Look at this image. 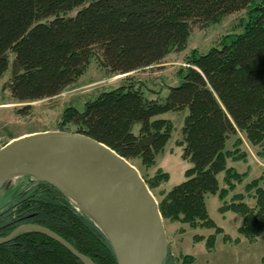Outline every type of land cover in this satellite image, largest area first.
<instances>
[{
	"label": "trees",
	"instance_id": "obj_1",
	"mask_svg": "<svg viewBox=\"0 0 264 264\" xmlns=\"http://www.w3.org/2000/svg\"><path fill=\"white\" fill-rule=\"evenodd\" d=\"M242 11L241 31L226 34L206 52L193 50L166 96L150 97L140 80L128 81L86 101L81 110L67 108L61 125L71 124L127 160L151 166L173 130L172 121L162 116L187 109L179 145L191 167L160 201L163 219L213 229L206 238L194 237L212 250L224 231L211 218L206 196L217 195L224 202L219 210L241 214L238 232L254 241L264 233V174L245 186L256 198L254 206L242 192L230 203L225 199L247 176L228 164L247 159L239 134L259 146L264 158V0H0V77L14 54L4 88L16 102L26 103L18 110L25 115L29 103L72 86L95 55L108 73L130 74L185 49L195 26ZM234 136V149H228ZM168 178L160 172L155 184ZM26 224L55 231L95 264H118L91 214L58 187L30 175L0 196V238ZM182 261L187 264L191 257ZM0 264L87 263L51 237L25 230L0 245ZM164 264H177L169 246Z\"/></svg>",
	"mask_w": 264,
	"mask_h": 264
},
{
	"label": "rangeland",
	"instance_id": "obj_2",
	"mask_svg": "<svg viewBox=\"0 0 264 264\" xmlns=\"http://www.w3.org/2000/svg\"><path fill=\"white\" fill-rule=\"evenodd\" d=\"M246 11L224 17L220 22L205 27L195 26L187 46L183 50L172 52L161 63L130 74L113 75L108 73L99 63L98 55L93 57L78 80L61 94L35 101L30 104L28 113L23 115L19 109L26 103L16 102L4 85L11 77L12 61L14 54L10 55V65L7 72L0 77V145L7 144L10 140L30 133L54 130H69L75 132V126L68 124L62 126L64 111L69 107L81 110L86 101L96 98L101 92L114 89L126 82L140 80L146 86L145 91L153 98H162L168 94V87L176 83L177 72L187 63L193 50L206 52L210 47L219 45L222 38L229 33L241 31V21ZM188 110L174 111L164 114L173 123L171 138L157 155L154 165L146 166L139 161H130L137 167L158 202L175 185L185 180V172L191 167V163L182 158L183 147L179 145L182 139L181 127ZM241 150L247 154L246 160L234 162L229 160V166L239 172H247L245 180L238 184L235 191L230 193L226 203L232 202L233 196L242 192L244 201L249 206H254L256 198L245 190L250 181L264 174V158H260L259 146L251 145L244 134ZM236 137L231 138L227 144L228 149H234ZM167 173L169 178L155 184V177L160 173ZM22 175H17L8 180L7 184H17ZM221 186H225L223 175L219 177ZM260 186L264 188V179ZM150 187V186H149ZM3 191L1 190V195ZM206 202L209 214L216 224L223 228L229 240H224L223 234L217 235L215 246L209 250L206 241H196L195 236L207 237L214 233L213 229H191L186 224L165 220L168 245L171 253L177 259V264H182L184 256L191 257L187 264H264V233H260L256 240L249 241L242 236L238 229L242 224L241 214L219 209L224 204L217 195L208 194Z\"/></svg>",
	"mask_w": 264,
	"mask_h": 264
},
{
	"label": "water",
	"instance_id": "obj_3",
	"mask_svg": "<svg viewBox=\"0 0 264 264\" xmlns=\"http://www.w3.org/2000/svg\"><path fill=\"white\" fill-rule=\"evenodd\" d=\"M47 157L67 163L73 178L82 183L77 188L84 194L86 206L53 178L30 166ZM17 175H30L58 187L90 213L108 236L118 264H164L169 245L159 202L137 167L108 145L73 131L25 134L0 148V195L8 180ZM25 230L41 232L87 264H95L61 235L37 224L19 226L0 238V245Z\"/></svg>",
	"mask_w": 264,
	"mask_h": 264
},
{
	"label": "bare ground",
	"instance_id": "obj_4",
	"mask_svg": "<svg viewBox=\"0 0 264 264\" xmlns=\"http://www.w3.org/2000/svg\"><path fill=\"white\" fill-rule=\"evenodd\" d=\"M30 166L42 171L43 173L53 178L63 188L73 194L77 200H79L86 206L85 196L82 192H79L78 190V188H81V186L77 184L80 183L75 178H73L72 174L74 173L68 170L66 162L61 161V159L57 157H47L34 160L33 162H31ZM89 205L92 209L95 208L96 213H98V210L95 205Z\"/></svg>",
	"mask_w": 264,
	"mask_h": 264
}]
</instances>
